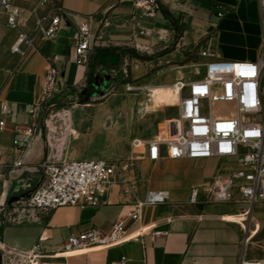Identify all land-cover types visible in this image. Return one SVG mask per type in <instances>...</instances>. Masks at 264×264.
Listing matches in <instances>:
<instances>
[{
    "label": "crops",
    "instance_id": "crops-1",
    "mask_svg": "<svg viewBox=\"0 0 264 264\" xmlns=\"http://www.w3.org/2000/svg\"><path fill=\"white\" fill-rule=\"evenodd\" d=\"M159 2L161 8L149 18L135 9L131 0H60L71 14L70 20L56 39H37L24 56L10 51L16 32L0 21V119L5 121V128L0 130V242L6 247L26 251L40 244L45 250L61 252L71 233L93 227L107 232L120 219L127 241L44 258L42 264H240L243 257L251 258L246 254L245 231L252 211L263 203H256L247 215L241 204L189 203V190L211 182L218 174L219 162L143 159L145 150L132 148L131 139L169 136L163 127L165 121L152 135L140 133L131 128L123 114V103L115 98L84 104L91 110L89 115L75 113L84 109L82 105L47 115L39 112L36 135L21 165H14L20 158L14 139L22 138L34 123L31 110L40 100L50 67L56 70L55 94L87 87L96 71L91 56L94 50L156 52L171 43L203 42L220 58L243 60L259 55L264 21L259 0ZM37 8L39 13L47 10L45 5ZM219 10L223 11L221 17L215 15ZM77 14L87 18L91 33V50L84 64L76 62L72 47ZM161 32L168 34L164 37ZM164 58L175 56L169 52ZM2 104L7 113L2 112ZM61 111L70 112L61 115ZM72 128L78 135L72 134ZM105 128V134L99 136L100 144H95V135ZM88 158H106L118 164L117 177L104 203L84 208L62 206L51 211L23 208L16 203L40 182L46 163ZM156 189L168 190V202L144 204L137 220L127 216L134 203L141 201L148 190ZM144 228L146 232L142 233Z\"/></svg>",
    "mask_w": 264,
    "mask_h": 264
},
{
    "label": "built area",
    "instance_id": "built-area-1",
    "mask_svg": "<svg viewBox=\"0 0 264 264\" xmlns=\"http://www.w3.org/2000/svg\"><path fill=\"white\" fill-rule=\"evenodd\" d=\"M133 7L146 17H154L161 8L159 0H131ZM264 12V0H259ZM47 10L38 12V6ZM37 6V7H36ZM217 17L223 15L219 10ZM71 14L60 0H0V21L15 30L10 51L24 56L37 39L54 40ZM72 35L76 62L84 64L91 50L88 20L79 14ZM261 51L255 59L233 60L220 58L206 44L198 52L203 63L202 73L174 82L180 99L177 106L175 134L167 137L142 139L133 137L131 146L143 149V159H215L220 164L218 174L209 183L193 186L188 202L241 204L246 215L258 203H264V21ZM56 70L50 67L38 104L31 110L32 122L22 138H15L21 165L22 157L33 141L38 126L36 115L41 104L56 91ZM220 105L223 111H215ZM2 112L8 110L4 104ZM5 128L0 119V130ZM118 164L105 158H88L48 162L43 166L40 182L27 196L16 200L20 206L51 211L62 206H98L106 197L117 177ZM169 200L166 189L148 190L141 201L127 214L134 220L140 217L144 204H162ZM123 220H117L107 232L90 228L71 233L61 252L45 250L40 244L26 251L14 250L1 244L0 264H42L44 258L66 256L87 248H109L127 241ZM142 233L146 229L141 230ZM121 264H126L122 262ZM240 264H262L261 260L243 257Z\"/></svg>",
    "mask_w": 264,
    "mask_h": 264
},
{
    "label": "rangeland",
    "instance_id": "rangeland-1",
    "mask_svg": "<svg viewBox=\"0 0 264 264\" xmlns=\"http://www.w3.org/2000/svg\"><path fill=\"white\" fill-rule=\"evenodd\" d=\"M161 34L165 37L168 33L161 32ZM205 45L203 42H198L197 45H178L176 42L156 52L148 49H123L120 52L113 48L94 50L91 56L95 58L96 71L92 73L87 87L70 88L52 94L46 102L41 104L39 112L47 115L53 113L52 111L56 113L58 110H67L70 106L82 105L83 107L84 104L101 103L115 98L123 103V114L130 122L132 129L152 135L160 128L164 120L163 127L167 129L169 136H172L177 126L176 105L178 104V94L172 85L178 79L194 77L202 73L203 59L198 52ZM169 52L174 53L175 58H164ZM213 108L215 111L225 110L220 105H214ZM90 111L84 106L83 110L79 109L75 113L83 112L89 115ZM69 112L61 111V115L69 114ZM56 118L60 116L57 115ZM106 130V128L102 129L95 135V144L100 142L99 136L104 135ZM72 134L76 136L78 132L72 128ZM205 171H210V168H206ZM255 219L258 220L257 223ZM257 224L258 228H251V225ZM247 226L246 254L261 260L264 264V206L252 211ZM2 252L0 244V254Z\"/></svg>",
    "mask_w": 264,
    "mask_h": 264
},
{
    "label": "bare ground",
    "instance_id": "bare-ground-1",
    "mask_svg": "<svg viewBox=\"0 0 264 264\" xmlns=\"http://www.w3.org/2000/svg\"><path fill=\"white\" fill-rule=\"evenodd\" d=\"M172 88L177 92V94H178V102H179L180 94H179V91H178V89L176 88V86H175L174 83H173V85H172Z\"/></svg>",
    "mask_w": 264,
    "mask_h": 264
}]
</instances>
